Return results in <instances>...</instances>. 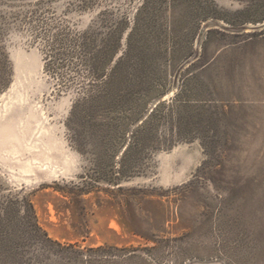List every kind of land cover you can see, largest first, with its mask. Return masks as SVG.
Here are the masks:
<instances>
[{
  "label": "rangeland",
  "instance_id": "1",
  "mask_svg": "<svg viewBox=\"0 0 264 264\" xmlns=\"http://www.w3.org/2000/svg\"><path fill=\"white\" fill-rule=\"evenodd\" d=\"M0 264H264V0H0Z\"/></svg>",
  "mask_w": 264,
  "mask_h": 264
}]
</instances>
